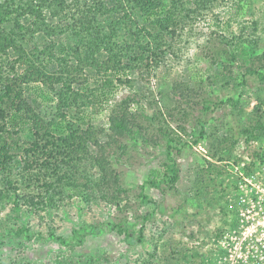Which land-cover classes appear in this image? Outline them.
<instances>
[{"label": "trees", "instance_id": "trees-1", "mask_svg": "<svg viewBox=\"0 0 264 264\" xmlns=\"http://www.w3.org/2000/svg\"><path fill=\"white\" fill-rule=\"evenodd\" d=\"M223 2L0 0V193L14 204L19 217L24 207L31 212L41 204L54 209L65 198L104 194L105 188L99 189L101 184L94 179L95 170L101 175L98 180H107L105 187L116 183L119 177L111 160L115 147L122 151L128 146L124 141L139 138L159 141L150 136V126L162 134L160 145L169 175L145 181L142 200L152 203L147 187L161 189L163 183L176 182L174 153L193 145L170 130L165 113L148 114L146 95L143 100L129 97L109 107L120 86L133 88L135 81L142 87L144 78L165 68L173 42L181 36L177 31ZM237 6L239 14L242 7ZM228 20L236 19L230 14ZM243 50L237 43L227 55L236 61ZM249 75L264 80V73L251 70L242 82ZM169 96L175 103L190 105L193 91L176 84ZM202 104L204 113L213 108L207 99ZM108 110L107 120L101 123L100 114ZM197 125L192 135L195 146L219 141L210 135L203 119H198ZM178 128L186 133L184 122ZM261 131L263 123L255 122L243 134L248 141H257ZM219 149L213 156L223 161L230 153L226 146ZM208 164L211 166L210 161ZM223 212L225 217L230 215L227 207ZM111 229L131 237L122 225H111ZM17 232L32 239L25 225ZM86 233L74 231L79 244ZM222 234L217 233L216 239ZM52 238L67 245L61 237ZM144 238L142 229L138 240L143 242Z\"/></svg>", "mask_w": 264, "mask_h": 264}, {"label": "rangeland", "instance_id": "rangeland-1", "mask_svg": "<svg viewBox=\"0 0 264 264\" xmlns=\"http://www.w3.org/2000/svg\"><path fill=\"white\" fill-rule=\"evenodd\" d=\"M237 5L242 7L239 14ZM228 11L235 21L228 20ZM177 33L181 36L173 42L165 68L144 78L142 87L135 81L133 88L120 86L109 107L129 97L143 100L146 95L148 114L165 113L170 130L193 145L174 153L176 182L163 183L161 189L147 187L152 203L142 200L145 181L168 173L160 145L162 134L150 126V136L159 141L139 138L124 141L128 146L122 151L115 147L111 160L119 177L116 183L105 187L107 180H98L101 175L95 170L94 179L101 184L99 189L105 188L104 194L65 198L54 209L41 204L31 212L24 207L19 217L14 204L0 193V264H216V234L230 224L223 208L228 212L229 201L236 200V167L254 160L257 166L264 162V132H257V141H248L243 134L255 122L264 125V80L249 75L242 82L251 70L264 73V0H225L189 20ZM237 43L244 50L235 61L227 53ZM176 84L193 91L192 104L172 101L169 94ZM206 99L213 103L208 113L202 109ZM223 101L227 102L219 104ZM109 112L100 114L101 123ZM198 119H203L218 142L193 144ZM182 122L186 133L178 128ZM222 146L230 154L220 161L213 154ZM24 225L32 239L17 234ZM111 225L126 227L131 237L120 235ZM142 229L145 238L140 242ZM74 231L87 232L82 244L74 238ZM52 235L63 238L67 245Z\"/></svg>", "mask_w": 264, "mask_h": 264}, {"label": "built area", "instance_id": "built-area-1", "mask_svg": "<svg viewBox=\"0 0 264 264\" xmlns=\"http://www.w3.org/2000/svg\"><path fill=\"white\" fill-rule=\"evenodd\" d=\"M253 163L236 167V200L229 201L230 224L218 240L216 264H264V162Z\"/></svg>", "mask_w": 264, "mask_h": 264}]
</instances>
